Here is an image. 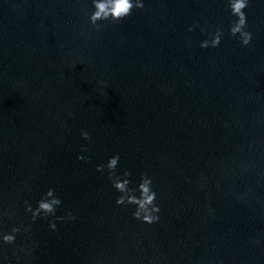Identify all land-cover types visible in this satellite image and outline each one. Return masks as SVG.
<instances>
[{
    "label": "water",
    "instance_id": "1",
    "mask_svg": "<svg viewBox=\"0 0 264 264\" xmlns=\"http://www.w3.org/2000/svg\"><path fill=\"white\" fill-rule=\"evenodd\" d=\"M141 2L93 24V0H0V264H264V0L247 46L229 0Z\"/></svg>",
    "mask_w": 264,
    "mask_h": 264
},
{
    "label": "clouds",
    "instance_id": "2",
    "mask_svg": "<svg viewBox=\"0 0 264 264\" xmlns=\"http://www.w3.org/2000/svg\"><path fill=\"white\" fill-rule=\"evenodd\" d=\"M94 7L96 11L92 13L90 16V20L93 24L96 23L99 19H107L109 16L112 17L114 21H119L124 19L125 17L129 16L133 10V8H143L144 5L141 0H136L134 4L132 0H110V3H96L93 0ZM229 6L232 12V15L238 17L237 22L233 23L231 26V34L232 36H236L237 33L240 35V39L242 43L247 46L250 44L252 40V34L250 32L245 31L247 18L244 12V9L248 6V0H229ZM222 31L219 29L215 32L214 38L209 45V42L206 40L201 44V47L208 48L211 47H218L221 42ZM83 136L85 139H89V133L84 132ZM80 159H84V157H80ZM119 155L112 157L108 164L107 168L109 170V179L112 181L113 187L120 193L128 191V186L131 183L130 179H113V173L117 169V165L119 163ZM104 165H100L98 170L103 171ZM130 172H125V177H131ZM152 179L145 173L141 177V182L138 185V189L140 191V196H129L128 203L137 205V210L134 212V217L136 219H142L144 223L152 224L159 220V215H153V213H159L161 211L159 205L155 203L157 200V193L152 188ZM55 193L54 189H49L46 195L52 196ZM125 202V197L120 195L117 198V204L123 205ZM61 201L56 198L50 202H46L45 200L41 199L38 204V208L36 212H33V220H35L39 212L42 210L45 213H54L56 211L55 205H60ZM28 211H32L31 205L28 206ZM143 213V215H142ZM71 215V214H69ZM74 218V217H73ZM53 229H55L56 225L53 223L51 225ZM13 233L18 232L19 229L14 228ZM3 240L6 243H13L15 241V235H5Z\"/></svg>",
    "mask_w": 264,
    "mask_h": 264
}]
</instances>
